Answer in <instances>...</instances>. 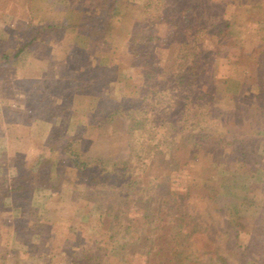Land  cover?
Masks as SVG:
<instances>
[{
	"label": "rangeland",
	"instance_id": "rangeland-1",
	"mask_svg": "<svg viewBox=\"0 0 264 264\" xmlns=\"http://www.w3.org/2000/svg\"><path fill=\"white\" fill-rule=\"evenodd\" d=\"M86 1L0 0V182L41 155L56 157L45 148L43 135L51 129L65 135L54 137L60 149L68 136L79 135L74 148L83 157L122 161L148 187L126 195L117 185L74 190L75 170L54 169L65 174L62 201H48L49 192L41 190L31 200L14 192L0 202V264H73L90 253L98 264H258L242 258L251 233L237 221L240 210L252 222L264 211V157L256 163L264 155V85L246 67L251 60L264 63V0H207L196 7L206 11L198 34L205 49L184 74L188 45L177 36L186 37L195 9L179 15L169 7L172 0H113L108 20ZM140 19L142 32L158 38L135 55L129 36ZM74 31L88 43L74 47L79 53L57 81L56 96L53 71L43 65L59 67V51L78 36ZM104 58L110 69L100 66ZM31 87H49L46 101L25 99ZM207 102L211 113L199 108ZM114 107L123 110L108 115ZM234 111L250 120L242 136ZM204 132L210 137L200 140ZM40 170L51 171L50 163ZM37 204L52 222L30 239L32 228L21 225L42 219Z\"/></svg>",
	"mask_w": 264,
	"mask_h": 264
},
{
	"label": "trees",
	"instance_id": "trees-1",
	"mask_svg": "<svg viewBox=\"0 0 264 264\" xmlns=\"http://www.w3.org/2000/svg\"><path fill=\"white\" fill-rule=\"evenodd\" d=\"M79 2V4L84 5L86 4V0H76ZM207 0H172L170 3L169 7H172V5H175V9H177L179 15L185 14L187 7H190V9H195L197 12L195 13L194 18H192L191 23L187 25L186 31V37L183 38L182 33H180L177 36V39L181 42L183 45H188L186 47L185 51L189 52L185 53L184 56L188 58V63L185 65L184 70L182 71V74L185 72L189 71L192 69V67H196L198 65L201 57L202 56V50L205 49L204 45H202L199 41V33L201 32L202 27L205 26L204 23H202L201 18H205L206 16V11L204 10H197L198 8L201 9L203 6L202 3H204ZM213 2H223V0H211ZM248 1H255L259 2L260 0H248ZM247 1V2H248ZM113 0H92L90 3L94 7L98 9H102V11L106 13V19H110L111 17V12L112 10H116L115 4L113 3ZM190 5V6H189ZM197 7V9H196ZM173 8V7H172ZM258 14H261L260 12H257ZM186 16V15H185ZM190 16H186V21ZM143 20L140 19L139 21L134 22V29L132 33H130L129 36V50L133 54H139L138 48H141L143 43L146 44L148 42H151L152 40L156 39L157 34L154 32H148V33H143L141 30V24ZM170 22L174 23L178 29L182 30L180 27V19L174 18L171 19ZM182 23V22H181ZM183 29H185L183 27ZM39 29H37V32ZM36 37V35H33ZM158 38V37H157ZM31 41H28L26 43V46L30 44ZM218 44V43H216ZM216 46H219L216 45ZM201 48H203L201 50ZM23 47H20L16 53H14V56L17 55L19 51H21ZM5 58L11 57V55H4ZM13 56V55H12ZM247 70L252 72V76L254 78H258L260 81L259 86L264 85V63H258L256 62L253 64L252 60L247 61ZM173 77V74L171 75ZM174 78V77H173ZM184 80V78L182 79ZM152 88V87H151ZM150 91H148L149 93ZM99 95L100 93L97 92ZM207 96V95H203ZM208 96H212L211 94ZM98 104V103H97ZM133 104V103H132ZM128 104V105H132ZM123 105V104H122ZM126 108V107H125ZM199 108L201 110L210 112L214 110L212 107H209L208 102L207 103H200ZM123 108L120 107H114L113 111L108 112V115L113 112H119L122 111ZM240 113V112H239ZM237 113L233 114V120L236 121V123L239 124L240 126V131L239 135L242 136L243 131L247 129L245 127L248 126L250 127V120L248 118H243L242 120L239 117V114L235 115ZM264 114V112H263ZM238 118H237V117ZM242 116V115H241ZM243 121V122H242ZM140 121L138 119H135V125L138 124ZM261 124L264 127V115L261 119ZM242 133V134H241ZM56 136H65L62 135V133L59 131H53L51 133V136L47 141L45 142V148L48 150V152H51L54 154L56 157L51 156H46V155H41L39 156L38 160L32 164L31 166H25V168L17 170L15 174H13L10 178L8 179H3L0 182V202L4 197L10 196L14 192H21L23 194V197L26 200H31V198L34 196L36 191H48L49 196L48 201L51 199H56L59 201H62L64 199V193L62 190V184L63 181L65 180L64 176L65 174L58 172L54 173L53 170L56 169L58 170L59 167H62L63 169L66 167L73 168L75 170V178L73 179L72 186L74 190H79V189H89L90 187H93V190H91L92 193H95L97 189H105V185L110 186V188L115 189L116 185L117 186H124L121 187L122 190L120 191L123 193V195H126L129 193V190H133V188H136L137 192H140L141 190H144L146 187H148L147 183L143 181V179H140L138 176V173L134 171L132 168H129L128 165H124L122 161H116L115 162H110L109 164H104L101 162H98L96 160H91L86 158L85 156L83 157L84 152L82 150H79L78 148H74V144L78 143L79 141V135H70L68 136L69 141L66 143V145L60 149V141H56L54 137ZM200 137L206 139L207 137H210V133L204 132L200 133ZM53 140V141H52ZM201 140V139H200ZM137 143L140 144L141 141L138 137H135V144ZM136 147V145H135ZM239 154L234 153V159H237L238 161H245L243 157H239ZM224 157V156H223ZM261 157H264V155L259 154V160H256V163L259 164L262 162ZM219 161V160H216ZM118 162H121L123 165L120 166ZM126 162V161H124ZM50 163V170L49 172H43L40 170V167H42L43 164ZM251 166V168H255L256 164L253 162L247 163ZM240 165V164H238ZM241 166V167H240ZM239 168L244 167V165L241 163ZM129 169V171H128ZM133 171H131V170ZM124 170V171H123ZM51 172V173H50ZM123 185H120L122 184ZM177 180L174 179V184H176ZM204 186L207 183L202 182ZM84 188H83V187ZM210 186L207 185V188ZM175 190V188H174ZM38 205V204H37ZM262 208H264V198H263V205ZM46 210V208L43 207V205H38L37 207V216H39L42 219L40 221H31V222H26L21 225V229L27 228V226L32 230L30 233L27 231L26 234L28 236H31L35 234V236L41 237L45 231V229H49L48 227L51 225L50 222L46 217L44 218L43 212ZM259 213L254 216L253 222L251 219H248L245 213H243L242 210L239 211L238 213V218L239 220L237 221V224L241 230H246L249 233H251V238L249 243L245 245V248L241 251L242 258L247 257L246 262H248L249 259H252L254 262L258 264H264V211L259 210ZM44 219V220H43ZM24 222V221H23ZM252 223L253 225H250L249 223ZM22 223V222H21ZM27 226H26V225ZM48 226V227H47ZM38 228V232L35 231V229ZM28 229V228H27ZM29 229V230H30ZM24 231V230H23ZM34 237V236H33ZM240 249V247H239ZM239 252V251H238ZM245 260V259H242ZM72 262L73 264H98L97 263V255L95 253H90L87 254L84 259L77 260L76 258H73ZM245 262V263H246ZM16 263V261L14 262ZM244 264V263H242Z\"/></svg>",
	"mask_w": 264,
	"mask_h": 264
},
{
	"label": "crops",
	"instance_id": "crops-1",
	"mask_svg": "<svg viewBox=\"0 0 264 264\" xmlns=\"http://www.w3.org/2000/svg\"><path fill=\"white\" fill-rule=\"evenodd\" d=\"M74 33H76L78 35L77 31H74ZM81 37H83V38L80 39L79 35H78V36H75V38H70V39H68L69 45H67L68 43L63 45V46H66V50H64L63 52L59 51V67L52 68L50 63L47 65V67H45L46 66V62L43 65L44 68H45L44 70H46V68H48L49 71H53V74H54L53 77L55 79V82L53 84V88H52L51 92L54 93V91L56 90L57 91L56 92V96L59 95V90H58L59 89V85H57V81H60L61 79L65 78L66 72L67 71L69 72L70 68H72V67H69V65H71L72 62H73L72 59L76 58L75 55H77L79 53L78 51L75 52L74 47L78 48V47L81 46L82 49H83L85 47L84 46L85 43H88L87 42V38L84 35L81 34ZM84 40H85V42H83ZM78 57H81V56H78ZM84 57H86V55H84ZM100 62H101L100 66L102 68L110 69V67H111L110 58H107V60L104 58ZM120 71L122 72V67L120 68ZM48 88L49 87H47V88L46 87H42V89L38 90L35 87L34 88L31 87L28 91H25V92H27V95L25 93V95H26L25 99L33 100V102H37V103H42V101H46L47 91H49ZM38 92H39V95H36ZM26 102H27V100H26ZM8 104H10V103H8ZM13 106L14 105H12V103H11L10 105L7 106V109L8 110L11 109L13 111L15 109V108H13ZM21 106H22L21 109L25 111L26 106H24L23 103L21 104ZM8 116L10 117V115H8ZM0 120L2 121L3 117H0ZM0 125H1V123H0ZM31 128H32V126H31ZM50 133H51V129H48V131H45L43 136H46L45 137L46 140L49 137Z\"/></svg>",
	"mask_w": 264,
	"mask_h": 264
}]
</instances>
